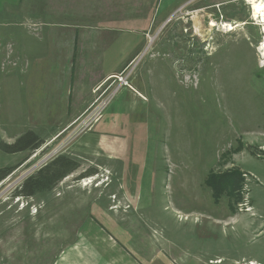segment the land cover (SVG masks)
<instances>
[{"label": "rangeland", "instance_id": "obj_1", "mask_svg": "<svg viewBox=\"0 0 264 264\" xmlns=\"http://www.w3.org/2000/svg\"><path fill=\"white\" fill-rule=\"evenodd\" d=\"M253 1L163 9L131 60L132 90L97 119L85 114L97 101L79 119L62 118L72 104L61 102L66 72L96 57L61 55L59 30L29 23L32 6L0 14V146L28 131L43 141L33 153L0 149V169H12L0 182V264H264V25ZM58 155L77 169L16 196Z\"/></svg>", "mask_w": 264, "mask_h": 264}, {"label": "crops", "instance_id": "obj_2", "mask_svg": "<svg viewBox=\"0 0 264 264\" xmlns=\"http://www.w3.org/2000/svg\"><path fill=\"white\" fill-rule=\"evenodd\" d=\"M184 1L0 0V14L10 8L32 6L36 12L29 23L35 29L57 28L59 31L52 38L63 42L61 45H67L61 55L68 54L72 59L78 56L76 60L83 63L87 56L96 57L97 65L78 64L80 66L77 69L73 66V69L66 72L67 78L72 79L73 83L64 88L65 99L61 102L72 104V107L63 111L65 115L62 118L79 119L108 86L105 81L121 72L132 63V59L143 53L144 38L157 14ZM52 9L62 10L68 15L66 20L48 19ZM99 32L104 33L99 35ZM51 34L53 33L48 36ZM73 70L74 73L70 74ZM99 87L100 90L96 91Z\"/></svg>", "mask_w": 264, "mask_h": 264}, {"label": "trees", "instance_id": "obj_3", "mask_svg": "<svg viewBox=\"0 0 264 264\" xmlns=\"http://www.w3.org/2000/svg\"><path fill=\"white\" fill-rule=\"evenodd\" d=\"M43 141L31 131H28L18 137L11 145H1L0 149L7 154L29 151L33 153L38 150ZM78 167V164L72 159L58 155L52 161L38 169L35 173L28 176L19 185L15 191L18 197H33L45 191L51 190L58 182L67 177ZM12 172L11 168L0 169V182L3 181ZM228 179V178H227ZM224 179V186L232 185L230 179Z\"/></svg>", "mask_w": 264, "mask_h": 264}, {"label": "built area", "instance_id": "obj_4", "mask_svg": "<svg viewBox=\"0 0 264 264\" xmlns=\"http://www.w3.org/2000/svg\"><path fill=\"white\" fill-rule=\"evenodd\" d=\"M131 64L124 68L121 72L118 74L113 75L112 77H109L105 82L108 84V86L101 92L99 97L101 98L102 96L104 97L105 95L108 94L110 89H113L111 93H109L105 99L101 100L99 97L98 100H95L97 104H99L96 108L94 106L91 107V110L86 111L87 118L90 119H97L101 116L102 111L105 108V105L109 103V101L114 97V95L122 88H126L129 90L131 89V85L129 82V79L131 77ZM133 70V69H132ZM100 90V87L96 90Z\"/></svg>", "mask_w": 264, "mask_h": 264}, {"label": "bare ground", "instance_id": "obj_5", "mask_svg": "<svg viewBox=\"0 0 264 264\" xmlns=\"http://www.w3.org/2000/svg\"><path fill=\"white\" fill-rule=\"evenodd\" d=\"M251 16L252 19H255V22H257L259 25H264V0H255L251 2ZM224 28H227V31H232L234 28L230 24L223 25ZM264 33V32H262ZM258 54L261 59H264V41L260 44V47L257 49Z\"/></svg>", "mask_w": 264, "mask_h": 264}]
</instances>
